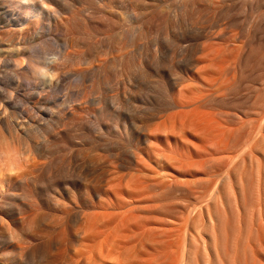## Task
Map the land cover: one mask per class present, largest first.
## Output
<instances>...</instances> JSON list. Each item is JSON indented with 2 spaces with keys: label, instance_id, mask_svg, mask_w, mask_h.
<instances>
[{
  "label": "bare ground",
  "instance_id": "obj_1",
  "mask_svg": "<svg viewBox=\"0 0 264 264\" xmlns=\"http://www.w3.org/2000/svg\"><path fill=\"white\" fill-rule=\"evenodd\" d=\"M92 1L0 0V264H17L23 255L41 256L32 264L61 262L47 255L56 237L43 224L45 212L51 210L65 216L72 211L79 224L77 233L74 231L76 246L61 264H190L189 252L180 250V219L167 217L161 201L169 180L172 188L178 177L192 180L207 175L214 164L220 165L221 181L203 197L197 213L195 206L187 207V220L201 224L202 231L194 238L185 224V236L197 238V247L203 250L201 253L196 248V252L204 264L222 263L217 238L213 237L219 217L216 207L225 209L228 192L237 219L229 256L236 259L237 240L245 225L241 192L246 188L245 174L252 169L248 175H253L255 198L249 210V229L242 236L256 239L251 245L246 243L250 253L264 254V151H259L260 142H264V80L258 83L256 77L249 83L257 97L256 102L250 98L253 106L249 112L242 99L244 66L250 63L251 70H256L264 58L262 21L257 20V14L253 22L248 20L250 24L241 20L238 13L242 7L228 6L239 0H221L226 8L219 0H125L130 4L129 16H138L137 32L153 29L160 49L155 48L151 55L144 47H137L138 33L126 29L127 21L126 25L116 18L112 7L119 2L122 5V0L103 1L107 10L94 8ZM158 6L168 9L170 18L161 14L165 11L158 12ZM209 8L213 15L205 13ZM183 26L188 28L184 35ZM95 35L101 39L95 40ZM123 39L129 49L116 48ZM255 41H259L258 47L244 54L243 45ZM76 47H84L85 52ZM182 49L185 57L177 58ZM100 54L106 57L99 59ZM73 57L75 63L82 61L89 66L81 69L85 66L77 65L80 68L72 69L78 70L67 72L71 67L64 70L63 62L72 63ZM157 62L162 68L155 69ZM153 76L157 79L152 81ZM65 80L78 87L76 100L58 96ZM83 110H94L100 120L107 118L110 124L98 137L83 132L87 133L83 144H76L68 128L87 127L89 120L74 118ZM63 126L68 128L59 131ZM245 126H249L246 135ZM109 129L128 136L127 149L120 146L122 140L117 141L121 136L111 139ZM85 146L107 154L110 160L98 163L88 159L86 167L82 164L74 173V161ZM55 154L53 160L41 161ZM248 160L254 165L245 172ZM83 170L84 176L100 172L82 182ZM251 232L255 236L247 235ZM59 234L63 238L65 233ZM22 237L32 244L17 246L15 240L22 241Z\"/></svg>",
  "mask_w": 264,
  "mask_h": 264
},
{
  "label": "rangeland",
  "instance_id": "obj_2",
  "mask_svg": "<svg viewBox=\"0 0 264 264\" xmlns=\"http://www.w3.org/2000/svg\"><path fill=\"white\" fill-rule=\"evenodd\" d=\"M101 1V2H100ZM106 1L107 2V0H93L92 1V3H93V7L94 8H97V9H105V10H107V8H105L104 7V2ZM216 1H218V0H216ZM220 1V6L222 7V8H226V5L225 4H222L221 3V0H219ZM239 2V3H238ZM99 3H101V5L99 4ZM219 3V2H218ZM235 3H236V1L234 2V4L233 3H229L228 4V6H230L231 5V8L232 9H235V8H237V7H242V9H240V11L242 10V12L240 13H238V16H239V18L241 19V20H244V21H246V22H248V20L250 21V19L252 20V22L254 21V14H257V17L258 18H261L262 16L261 15H264L263 14V12H264V0H247V5H246V0H239V1H237V3H236V5H235ZM99 4V6H97ZM107 4V3H106ZM127 5V6H125V5ZM234 5H235V7H234ZM251 5H253V6H251ZM262 5V6H261ZM128 6H129V9H128ZM225 6V7H224ZM135 7V9L137 10V11H139L140 10V8H139V6H134ZM159 7V9H157L158 10V12H163V11H165L166 13H161L164 17H166V18H170V15L168 16V14H170L169 12H168V9H167V11H166V9H165V7H162V6H158ZM261 7V8H260ZM115 8V10H113V9ZM111 9L113 10V12H115L114 14H115V16H116V18L117 19H123V21L125 22V21H127V23H128V25L126 24V22H125V24L127 25V26H125L126 27V29L128 30H132V31H136L137 32V28H136V26H137V24H138V16H137V18L136 17H134V16H129V14H128V12H129V10H130V4L128 5V2L127 1H125V0H122V5H121V3L119 2V3H116L115 4V7L113 6ZM258 8V9H257ZM91 10V9H90ZM243 10H245V11H243ZM262 10V11H261ZM117 11V12H116ZM254 11V12H253ZM262 12V14H260ZM117 13H118V15H117ZM121 13V14H120ZM205 13H207L208 15H213L214 13L211 11V9L209 8V9H207V10H205ZM240 14V15H239ZM259 14V15H258ZM124 15V16H123ZM242 15V16H241ZM250 15V16H249ZM241 16V17H240ZM256 16V15H255ZM260 16V17H259ZM120 17V18H119ZM124 17V18H123ZM257 17H255V18H257ZM257 18V20L258 21H262L260 24L262 25V26H264V16L261 18V19H263V20H259ZM131 20V21H130ZM257 20H255V21H257ZM130 22V23H129ZM249 23V22H248ZM250 23H251V21H250ZM249 23V24H250ZM131 24H132V26H131ZM150 29H151V31H150ZM146 30V29H145ZM145 30H141V32L143 31L144 32V34H139L140 33V31L139 32H137L138 34H137V39H136V45H137V47H138V45H140V46H142V47H144V49H146V52L147 53H151V55L154 53V49L155 48H158V49H160V46L158 45V43H157V40H156V38H154L155 36H154V33H153V29L152 28H148L147 29V31H145ZM182 33H183V35L185 34V33H187V31H188V28L187 27H185V26H183L182 27ZM147 32V34H145ZM185 32V33H184ZM151 34H153L152 35V37H149V36H151ZM148 35V36H147ZM96 36L97 37H99V38H97L96 39ZM101 35H95L94 36V39L95 40H100L101 38ZM126 40V39H125ZM124 39H123V41H124V43L123 42H121V41H119V43L118 44H120L119 45V47H118V44H116V48H125L124 50H126L127 48L129 49V47L130 46H128V44H127V41H125ZM98 42V41H97ZM259 42V41H258ZM258 42L257 41H255V42H253L252 44L251 43H247V44H244L243 45V47H242V49L244 48V54H246V53H249V49H250V51H251V49L253 48H256V47H258ZM261 46H262V49L264 50V37L262 36V40H261ZM36 43H40V41L39 40H36ZM252 46V47H251ZM136 47V48H137ZM77 48V50H79L80 48V52H82V53H84L85 51H84V47H76ZM132 48V47H131ZM247 50H246V49ZM82 49H83V51H82ZM148 49V50H147ZM149 49H151V51H149ZM76 50V49H75ZM184 49H182L181 50V52H180V56L179 57H177V58H184L185 56H184V54H183V51ZM78 51V52H79ZM246 51V52H245ZM73 52H75V51H73ZM77 52V51H76ZM149 53V54H150ZM185 54H186V48H185ZM100 55H102V56H100ZM99 55V59H101V58H105L106 56L104 55V54H100ZM85 56V54L83 55L82 54V57H84ZM184 56V57H183ZM74 58V57H73ZM71 62L72 63H70V60H67V61H64L63 62V69L64 70H68V69H70V67H71V69H70V71L68 70L67 72H71V71H73L74 69H72V67H78L77 65H84L85 67H81V69H83V68H86L87 66H89V65H87V64H85V63H82V61H77L76 60V62H81L80 64L78 63H75V58L73 59V60H71ZM97 62V61H96ZM67 64V65H66ZM70 64V66H68ZM72 64H73V66H72ZM252 64V63H251ZM81 65V66H82ZM87 65V66H86ZM74 67V68H75ZM152 67V66H151ZM154 67H155V69H159V68H162V65L160 64V63H156L155 65H154ZM153 67V68H154ZM245 68L243 69V72H244V74L243 75H245L243 78H245V79H243V83H245L244 84V88H243V90H242V93L244 94H242V99H243V106H245V109H249V110H247L248 112L252 109V107H250L251 106V104H252V106H253V102L252 101H254V102H256L255 100H257L256 98L257 97H254V95L252 94V92H251V90H250V85L251 84H249L250 82H252V80H253V78H254V80L256 81L257 80V78L256 77H258V80L256 81V82H258V83H261V80H264L263 78H264V58H263V61H262V63H261V65H260V67L258 66V68H256V70L255 69H253V70H255V73H253V72H251V74L249 75V73H250V71H253V70H251L252 68H254L253 67V64L252 65H250V63L249 64H247V65H245L244 66ZM68 68V69H67ZM78 68H80V67H78ZM75 70H78V69H75ZM74 70V71H75ZM252 73L254 74V75H252ZM260 74V75H259ZM166 75H167V73H166ZM166 75H165V77H166ZM248 75V76H247ZM262 76V77H261ZM246 77H247V79H246ZM136 78H138V77H136ZM135 78V80H136V82L135 83H138V82H140L141 83V81H140V79H139V81L137 80ZM156 78V76H153V77H150V79L152 80H154ZM262 78V79H261ZM157 79V78H156ZM252 79V80H251ZM150 80V81H151ZM152 80V81H153ZM66 82H65V84H63L62 83V86H61V88H60V91H59V93H58V96L60 97V98H69V99H71V100H76L77 98H79L78 96L79 95H77L78 93H77V90H78V87H74L75 85H73V84H67V82H68V80H65ZM138 81V82H137ZM149 82V81H148ZM148 82H147V84H148ZM145 84H146V82H144ZM71 85V86H70ZM245 87H246V90H245ZM250 90V92H249V90ZM245 90V91H244ZM74 92V93H73ZM247 92V93H246ZM60 94V95H59ZM260 96L261 97H259L258 98V101L259 100H261V98H262V95L260 94ZM247 98V99H246ZM248 98H249V100H248ZM252 99V101H251V99ZM255 99V100H254ZM246 101V102H245ZM58 101H54V103H57ZM249 102V103H248ZM252 102V103H251ZM249 104V105H248ZM54 110H55V108H54ZM85 110H83V112L82 111H78L76 114H74V118L75 119H83V120H85V121H87V120H89L88 122H87V127H85V128H78V127H75V126H72V127H69L68 128V126H63V128H61L60 130H59V128L60 127H62V126H60L59 128H58V130L59 131H65V129H67L68 128V131L69 132H71L72 134H73V137L75 138V139H73V141H74V143H76V144H83V141H84V137H85V135L88 133V136H91V137H93L95 134L94 133H96V135H95V137H98L99 135H101L102 133H105V131H104V127L106 126V125H109L110 124V121H107V120H109V119H107V118H103V120H102V122H101V120L97 117V113L94 111V110H89L90 112H88V110H86V112H88V113H86V112H84ZM91 111H94L93 113H91ZM90 113V114H89ZM85 115V116H84ZM87 115V116H86ZM122 115H123V117L124 118H126V113L125 112H122ZM79 116V117H78ZM85 117H86V119H85ZM89 118H91V119H89ZM95 120H94V119ZM97 119H99L98 121H97ZM91 120V121H90ZM94 120V121H93ZM105 120V121H104ZM101 123H100V122ZM89 122H91V124L89 123ZM108 122V123H107ZM99 124V125H98ZM91 125V127H93V130H92V128L90 127V128H88L89 126ZM67 127V128H66ZM244 128H248L249 129V126H245ZM243 128V129H244ZM90 129V130H89ZM119 129V128H118ZM118 129H109V133L108 134H110V137H111V139L112 138H114L113 137V135H115V138L114 139H112V140H116V138H118V137H120L121 136V139H117V141H119V140H122L121 141V143H123V146H125V147H123L122 145H120L121 143L120 142H118L119 143V145L122 147V149H127L128 148V146L130 145L129 143H130V140H129V138H128V136H126V135H124L123 134V136H122V133L120 134V130H118ZM246 129H244V131L246 130ZM248 129L246 130V132H245V135L248 133ZM82 130V131H81ZM92 130V131H91ZM99 130V131H98ZM117 130H118V132H117ZM83 132H87L86 134H83ZM100 132H102L101 134H100ZM113 133V134H112ZM90 134H92V135H90ZM116 135H118V136H116ZM242 135H243V137H244V132H243V130H242ZM84 136V137H83ZM242 137V136H241ZM77 140V141H76ZM79 141V142H78ZM124 141H125V145H124ZM264 141V140H263ZM126 143H127V145H126ZM260 145L262 146L261 148H259V151L260 152H263L264 151V142H260ZM85 150H88V151H86V153H85ZM93 150V151H92ZM84 152L82 153V154H80V156H78L77 157V161L78 160H81V161H78V163H77V161L75 162L74 161V164H76V165H74V164H72L73 163V161H72V167H74L73 168V171H74V173H76V168L77 169H79L81 166L80 165H82L83 164V167H86V164H87V161H88V159H94L95 161H97L98 163L100 162V163H102L104 160H110V157L106 154H104V153H100V152H98V151H96L95 149H89V148H87L86 149V146H85V149L83 150ZM98 152V153H96V152ZM60 153V152H59ZM59 153H57V154H59ZM57 154H55V156L53 155V156H50V158H44V159H42L41 161L42 162H49L51 159L53 160V158L52 157H56L57 156ZM62 153H60L59 155H61ZM103 154V155H102ZM83 155V156H82ZM84 155H86V157L84 156ZM82 156V157H81ZM108 156V158H106ZM79 157H81V159L79 158ZM50 159V160H49ZM247 162H249V165L247 164ZM86 163V164H85ZM74 165V166H73ZM215 165V164H214ZM212 166V168L209 170V172H208V174H210V175H200V176H197V177H195L194 179H186V178H183L182 179V177H178L177 178V183H175L174 181H173V186H172V188H171V183H172V180H169L170 182H168V183H170V184H168V188H167V193L164 195L165 196V198L163 197V199H162V201H161V203H162V207L164 208L163 210H166V212H164V214H166V216L167 217H178L179 219H180V222H181V224L180 225H182L181 226V228H182V235H181V238H180V250H181V252H182V250H186V251H184V252H189V262H190V264H204V262H203V258L202 259H200L201 257V254H200V252H201V250H203V249H200L199 247H197V238H196V240H194V238L195 237H197L198 236V233H200L201 231H202V227L200 226L201 224H199L198 222H194V223H189V221L187 220V215H188V210L189 209H187V207L190 205V208H192L193 206H195L194 207V211L195 210H197V212L200 210V208H201V206H200V204L202 205V200L204 199L203 197L205 196V195H208L209 193L211 194L212 193V189H214V187H215V185H217L220 181H221V173H220V165H218V164H216L215 166ZM254 164H252L251 163V161L250 160H248V161H246V163H245V172H247L246 170L248 169V171H249V169L253 166ZM80 166V167H79ZM247 168V169H246ZM81 170V169H80ZM214 170V171H213ZM79 171V170H78ZM77 171V172H78ZM217 171V172H216ZM250 171H253L252 169L250 170ZM250 171L248 172V173H250ZM96 173H99L100 172V170L97 172V171H95ZM94 172V173H95ZM84 173H86V171L84 172V170H83V172H81L80 173V176H81V178H82V182L84 181V177H92L93 175H94V173H93V175L92 176H84L83 174ZM220 173V174H219ZM248 173H246L245 175H246V177H245V182H244V185H245V187L246 188H244L243 189V191L245 192V193H242L241 192V203H242V206H244L245 205V208H246V210H245V212L243 211V213H245L244 215H243V220H244V224L246 225V220H248V218L250 217V212H249V210L251 209L250 208V206H252L251 205V203L253 204L254 203V199L252 200V198H255V196H253L254 195V192H255V190L253 189L254 188V180H253V175L252 176H250L252 173H250V175H248ZM218 174V175H217ZM82 175H83V177H82ZM207 176H208V178H207ZM213 176V177H212ZM219 176V177H218ZM251 178H250V177ZM207 179H206V178ZM210 177H212V178H210ZM199 178H200V180H199ZM219 178V179H218ZM248 178H250L249 180L250 181H253V182H250L249 180H246V179H248ZM206 179V180H205ZM212 179V180H211ZM95 180H97V179H94V181ZM208 180V181H207ZM211 180V181H210ZM215 180H217V181H215ZM210 181V182H209ZM249 181V182H248ZM247 182H248V184L250 183V184H252V185H250V186H252V187H250L248 184H247ZM79 183V182H78ZM249 186V188L247 189V185ZM93 184V183H92ZM170 185V186H169ZM184 185V186H183ZM211 185V186H210ZM174 187V188H173ZM184 187V188H183ZM173 189V190H171V189ZM246 189H247V191H246ZM202 190H204V191H202ZM211 190V191H210ZM254 192H253V191ZM187 191V192H186ZM209 194V195H210ZM225 201H224V207H225V209L222 207V206H220L219 205V207H218V210H217V207H216V211H218V212H216L217 213V215H219V217H217V222H216V224H217V226H216V232H215V234L216 235H214V237L213 238H215V236H216V240L217 241H215L216 242V244H217V248H218V252H219V254H220V258L223 260L222 261V263L223 264H230V262L232 263V264H237L238 262H240V263H242V264H249L250 263V260L253 262V263H255V262H257V264H259V263H261L262 264V262H263V264H264V254H259V256L257 255L256 256V254H252V253H250L252 250H251V248H248V249H246L247 247H249V246H247V244L246 243H248L249 244V242H251L250 243V245L253 243V240H254V243L256 242L255 240V237H254V239L253 238H251V239H247V237H243L244 235L246 236V231H248V229H249V221L251 220V217H250V220H248V226H245V225H243V230H242V232H241V234L239 235V237H238V242H237V249H239V250H237L236 251V254L234 255V254H232V255H234L235 256V258L236 259H233L234 257L232 256V258L229 256V254H231V251H233L231 248L232 247H230L231 245L230 244H232V238L234 237V235L236 234L235 232V230H237V219H236V210H235V206H234V202H233V198L231 197L232 195L230 194V193H228V192H225ZM231 196H230V195ZM244 194H246V195H244ZM251 194V195H250ZM200 195V196H199ZM168 197H169V199H168ZM184 197V198H183ZM243 197H246L245 199L243 198ZM82 198H84V197H82ZM202 198V199H201ZM251 198V199H250ZM229 202H228V201ZM251 200V202H249ZM163 201H164V203H163ZM244 201V202H243ZM246 201V202H245ZM188 202V203H187ZM199 205H197L196 203ZM167 203V204H166ZM185 203H187V204H184ZM229 203H231V204H229ZM189 204V205H188ZM68 205V204H67ZM186 206V207H184V206ZM169 207V209H171V211H167V208ZM200 207V208H199ZM173 209V210H172ZM187 209V210H186ZM247 209H248V211H247ZM182 212H181V211ZM184 210V211H183ZM220 210V211H219ZM229 210V211H228ZM243 210H244V208H243ZM179 211L181 212L180 214H179V216L177 215L178 213H179ZM247 211V212H246ZM171 213V214H168V213ZM196 212V211H195ZM196 212V213H197ZM225 212V213H224ZM176 213V214H175ZM250 213V214H249ZM69 215H67V216H65L64 214H62V213H60V212H56L55 210H51V211H46L45 212V217H44V219H43V224L46 226V230L47 231H54V233H56V237H55V241H53V244L55 245V247H54V245H52L51 246V248H49V252L47 251V255L48 256H50V257H52V258H54L55 259V262H58V261H61V262H58V264L60 263H62V261L63 260H65V259H67V257H65V255H67L68 253V255L70 256V254H72V252H73V247L74 246H76L75 244L76 243H74V242H76L75 241V238H76V233H77V231H78V229H79V224L76 222V218H75V216L72 214V211H69V213H68ZM183 214V215H182ZM185 214V215H184ZM224 214V215H223ZM226 214V215H225ZM235 214V215H234ZM249 214V215H248ZM168 215H172V216H168ZM177 215V216H176ZM181 215H182V217H181ZM247 215V216H246ZM184 216V217H183ZM223 216H226L225 217V219L227 220H225L224 218H223ZM64 217V218H63ZM232 217H234L233 218V220H232ZM66 218V219H65ZM218 218H219V220H218ZM221 218H222V220H221ZM247 218V219H246ZM59 219H60V221H59ZM63 219H65V221L64 222H61V221H63ZM68 219V220H67ZM48 220V221H47ZM55 220V221H54ZM228 220H229V222H228ZM59 221V222H58ZM184 221H185V223H184ZM219 221H222V223L221 222H219ZM224 221V222H223ZM235 221V222H234ZM189 223V224H188ZM225 223V224H224ZM186 224L187 225V228H188V225H189V228L188 229H186V225L184 226V225ZM222 224V225H221ZM224 224V225H223ZM55 225V226H54ZM57 225V226H56ZM75 225V226H74ZM77 225V226H76ZM195 225V226H194ZM65 226V227H64ZM199 226V227H198ZM219 226V227H218ZM223 226V227H222ZM225 226V227H224ZM63 227H64V229H66L65 231H63L64 229H63ZM74 227V228H73ZM75 227L76 228H78V229H75ZM196 227H198V228H196ZM217 227H218V229H219V231H218V229H217ZM54 228V229H53ZM196 228V229H195ZM49 229V230H48ZM61 229H63V230H61ZM187 230L188 232H190L191 234H193V236H194V238L192 239V235H191V238H190V236H189V238L188 237H186L185 235V231L184 230ZM235 229V230H234ZM247 229V230H246ZM77 230V231H76ZM196 230V231H195ZM200 230V231H199ZM58 231V232H57ZM60 231H62V232H60ZM67 231H69L68 233H69V235H68V233H67ZM76 233H75V232ZM234 231V232H233ZM59 233H65L64 234V236H63V234H61L62 236H63V238H60L61 236H57ZM245 233V234H244ZM253 232H251L250 234H247V235H250L251 236V234H252ZM67 234V235H66ZM60 235V234H59ZM233 235V236H232ZM243 235V236H242ZM66 236V237H65ZM69 236V238H71V239H68L67 237ZM183 236H184V239H183ZM232 236V237H231ZM249 236V237H250ZM253 236H255V233H254V235L252 234V237ZM64 237L66 238L64 241H62L63 239H64ZM73 237V238H72ZM218 237H220V238H218ZM227 237V238H226ZM248 237V238H249ZM24 237H22L21 239H23ZM57 238V239H56ZM59 238L61 239L60 240V242H58L57 243V241L59 240ZM231 238V239H230ZM191 239V240H190ZM27 239L25 238V239H23L22 241H20L19 239L18 240H15V242H16V244H17V246L19 245V247H20V245H22V247H29L30 246V244H32V242L30 243V241L29 240H27ZM73 242H72V241ZM187 240V241H186ZM193 240V241H192ZM29 241V242H28ZM248 241V242H247ZM62 242V243H61ZM64 242V243H63ZM72 242V243H71ZM183 242H185V243H183ZM186 242H187V244H186ZM191 242H193V245H192V243ZM241 242V243H240ZM243 242H244V244H243ZM59 243H61L62 245H60ZM59 246H58V245ZM72 244V245H71ZM183 244H184V246H187V247H185L184 248V246H183ZM186 244V245H185ZM190 244V245H189ZM57 245V246H56ZM241 245H243L242 247H241ZM63 246V247H62ZM73 246V247H72ZM183 246V247H182ZM193 246V247H192ZM226 246H227V249H226ZM244 246H245V248H244ZM247 246V247H246ZM21 247V248H22ZM53 247H54V249H53ZM68 247V248H67ZM192 247V248H191ZM67 248V249H66ZM75 248V247H74ZM183 248V249H182ZM194 248V249H193ZM196 248H199L200 249V252H196L198 249H196ZM188 249H191L192 250V252H190L191 250H188ZM196 249V250H195ZM64 250H66V251H68L67 253H65L64 255H63V253L64 252H66V251H64ZM195 250V252H193ZM242 250V251H241ZM199 251V250H198ZM228 251V252H227ZM241 251V252H240ZM226 252V253H225ZM246 252V253H245ZM50 253V254H49ZM193 253V254H192ZM197 253V254H196ZM202 253V252H201ZM239 253V254H238ZM240 253H242V254H240ZM196 254V255H195ZM252 254V255H251ZM62 255L64 256L63 258H61L62 257ZM195 255V256H194ZM199 255V256H198ZM203 255V254H202ZM242 255V256H241ZM245 255H246V257H245ZM254 255H255V257H254ZM69 256H68V258H69ZM192 256L194 257V258H192ZM196 256H197V258H196ZM241 256V257H240ZM253 256V257H252ZM9 257V255H4V258H8ZM25 257V258H24ZM35 257V258H34ZM34 257H32V258H28L26 255H23L22 256V258L20 257V259H17L16 261H18V263L17 264H32V263H35V262H39V258L41 257V256H34ZM200 257V258H199ZM203 257V256H202ZM230 257V258H229ZM249 259H248V258ZM258 257V259H261V261L260 260H258V259H256ZM34 258V259H33ZM253 258V259H252ZM255 258V259H254ZM36 259V260H35ZM60 259V260H59ZM196 259V260H195ZM231 261H230V260ZM246 260L247 262H245V261H243V260ZM196 262H195V261ZM202 260V261H201ZM235 260V261H234ZM239 260V261H238ZM263 260V261H262ZM188 261V260H187ZM260 261V262H259ZM218 263L217 264H222L221 262H219V261H217ZM236 262V263H235ZM245 262V263H244ZM239 263V264H240ZM252 263V264H253ZM72 264V263H71ZM73 264H74V262H73ZM183 264H186V261H183ZM188 264V263H187ZM251 264V263H250Z\"/></svg>",
  "mask_w": 264,
  "mask_h": 264
}]
</instances>
